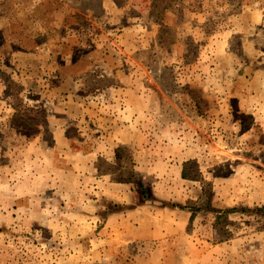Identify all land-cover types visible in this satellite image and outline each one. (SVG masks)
Masks as SVG:
<instances>
[{
  "label": "rangeland",
  "instance_id": "obj_1",
  "mask_svg": "<svg viewBox=\"0 0 264 264\" xmlns=\"http://www.w3.org/2000/svg\"><path fill=\"white\" fill-rule=\"evenodd\" d=\"M263 206L264 0H0V264H264Z\"/></svg>",
  "mask_w": 264,
  "mask_h": 264
},
{
  "label": "trees",
  "instance_id": "obj_2",
  "mask_svg": "<svg viewBox=\"0 0 264 264\" xmlns=\"http://www.w3.org/2000/svg\"><path fill=\"white\" fill-rule=\"evenodd\" d=\"M156 0H154L155 2ZM157 9V6L155 4V11L157 12V17H159V13H158V10ZM117 157H116V160L121 163L119 165L120 169H123V171L119 174V177L115 178V181L118 182V183H123V184H131L132 181H133V178H134V171H133V168H134V159H133V156L131 154H128V151L126 148L124 147H119L117 150ZM125 160V166L122 164V161ZM196 166H195V163L194 161H188V162H185L183 164V171H182V178L184 180H194L196 179L195 176H192L190 174V170L191 169H194ZM126 169H128L129 171L126 172ZM205 194H208V200L207 202L201 206V207H193V206H188V207H184L182 205H177V204H173L172 205V208L173 209H179V210H182V211H188L191 213V216H190V223H193V221L195 220L196 216H197V213L200 212V211H205V212H212V211H215L212 209L211 205H210V201H209V198H210V194H211V190L209 189L207 191V193ZM217 213H221V211H215ZM263 213L264 212V206L262 208H256L254 210H251L249 208H233V209H227V210H224L222 213V215H218L217 216V219H221L222 217H226L227 215H230V214H233V213Z\"/></svg>",
  "mask_w": 264,
  "mask_h": 264
},
{
  "label": "crops",
  "instance_id": "obj_3",
  "mask_svg": "<svg viewBox=\"0 0 264 264\" xmlns=\"http://www.w3.org/2000/svg\"><path fill=\"white\" fill-rule=\"evenodd\" d=\"M58 138V137H57ZM56 138V139H57ZM59 142L57 141V144H58ZM61 143H64V142H62L61 141ZM100 156H102V154H100V152H97V153H91V154H89V155H86L85 157L87 158V159H90V161H96V160H98V158L100 157Z\"/></svg>",
  "mask_w": 264,
  "mask_h": 264
}]
</instances>
